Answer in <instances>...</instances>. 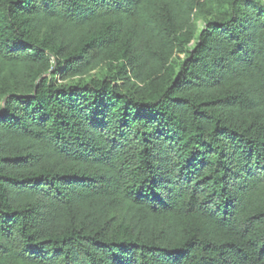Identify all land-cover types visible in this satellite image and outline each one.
<instances>
[{"label":"trees","instance_id":"obj_1","mask_svg":"<svg viewBox=\"0 0 264 264\" xmlns=\"http://www.w3.org/2000/svg\"><path fill=\"white\" fill-rule=\"evenodd\" d=\"M0 264H264V0H0Z\"/></svg>","mask_w":264,"mask_h":264},{"label":"rangeland","instance_id":"obj_2","mask_svg":"<svg viewBox=\"0 0 264 264\" xmlns=\"http://www.w3.org/2000/svg\"><path fill=\"white\" fill-rule=\"evenodd\" d=\"M199 22H201V20Z\"/></svg>","mask_w":264,"mask_h":264}]
</instances>
